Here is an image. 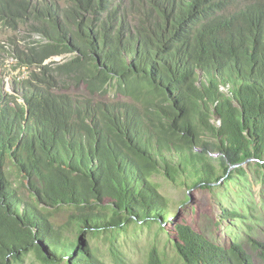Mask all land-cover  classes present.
<instances>
[{
    "label": "trees",
    "instance_id": "obj_1",
    "mask_svg": "<svg viewBox=\"0 0 264 264\" xmlns=\"http://www.w3.org/2000/svg\"><path fill=\"white\" fill-rule=\"evenodd\" d=\"M66 2L9 6L12 27L30 20L50 40L30 48V65L70 54L57 70L80 69L91 96L118 80L134 103L29 87L12 98L0 79V264H107L92 240L133 223L173 233L181 264H252L241 244L221 247L180 218L154 177L210 191L247 176V161L264 170V0ZM147 264L167 259L153 248Z\"/></svg>",
    "mask_w": 264,
    "mask_h": 264
},
{
    "label": "rangeland",
    "instance_id": "obj_2",
    "mask_svg": "<svg viewBox=\"0 0 264 264\" xmlns=\"http://www.w3.org/2000/svg\"><path fill=\"white\" fill-rule=\"evenodd\" d=\"M59 1L60 4L67 5L66 0ZM1 12L0 64L3 68H0V72L6 77L7 83L12 81L21 85L26 78L37 75L50 80L56 86L55 92L59 94L69 93L78 98H94L96 103H134L130 97L118 93V80H114L106 92L100 91L97 95L91 96L87 80L81 79L80 69L62 72L57 70V65H50L53 69L51 78L45 76L36 65L26 63L24 60L29 55L30 48L33 46L41 48V45L49 43V39L40 33L30 32V20H25L21 23L22 27L15 29L5 16L6 9ZM71 59L72 55H65L47 60L44 64L52 61L64 64ZM243 166L247 170V176L236 175V180L229 185L222 181L210 191L200 188L190 190L183 181L173 185L164 177H154V181L161 185V193L168 197L170 205L179 213L180 218L192 224L221 247L229 249L233 243L242 244L252 264H264V170L257 167L254 160L247 161ZM232 210H238L243 216L225 218V211ZM75 212L66 209L57 215V220L60 223L67 222ZM175 217L171 215L167 222H163L168 231H172L176 226L179 217L178 219ZM148 226L133 223L126 230L119 232L113 241L93 239L92 245L107 264H147L153 248H157L165 255L167 264H181L174 247V234L167 235L159 229L160 225L157 223ZM100 228L95 227V230L100 231ZM100 239H103V236ZM66 263L68 259L64 261V264ZM25 264L42 263L35 254H31L26 257Z\"/></svg>",
    "mask_w": 264,
    "mask_h": 264
},
{
    "label": "clouds",
    "instance_id": "obj_3",
    "mask_svg": "<svg viewBox=\"0 0 264 264\" xmlns=\"http://www.w3.org/2000/svg\"><path fill=\"white\" fill-rule=\"evenodd\" d=\"M2 2H3V6L0 8V13H2L1 11L2 10H5L6 9V13H7V11H8V9H9V6L13 3V2H15V0L13 1V2H6L5 0H2ZM6 16V15H5ZM17 29H19V28H17ZM40 34H42L41 32H40ZM44 36V35H43ZM45 38H46V36H44ZM46 39H48V38H46ZM44 40V39H43ZM49 42H50V40H49ZM35 44V43H34ZM36 45V44H35ZM44 45H46V44H44ZM44 45H41V46H44ZM16 55V54H15ZM67 55H70V54H67ZM57 57H65V55H63V56H57ZM73 57V56H72ZM54 58H56V57H54ZM28 56H27V58H26V60H24L26 63H28V64H30V62H28ZM48 60H52V58L51 59H48ZM47 61V60H46ZM45 61V62H46ZM44 62V63H45ZM54 62H56V61H52L51 63H49V64H42V67H44V66H50V65H55L54 64ZM59 63V62H58ZM34 65H36L37 66V68H39L40 69V71L42 72V67L41 66H39V64H34ZM0 68H3V65L2 64H0ZM44 73V75L45 76H48V77H51V78H53L52 77V74H47L46 72H43ZM52 73V72H51ZM0 79H1V83H2V85H4L5 86V90H6V92L8 93V94H10V95H12V98L14 97V96H16V94H17V92H18V89H20V91H19V94H25L26 93V88L27 87H29V88H39V89H42V90H45V91H48V92H50L51 94H54V95H58V96H71V97H73L76 101H78V102H89L90 103V100H93V102H94V104H99V103H96L95 102V99L94 98H78V97H76V96H74V95H70L69 93H67V94H59V93H57V92H55V85L50 81V80H48V79H45V78H41V77H39V76H37V75H31L30 77H28V78H26L25 80H24V82H22L21 83V85L20 84H15V83H12V81L10 82V83H7L6 82V77L4 76V74L2 73V72H0ZM9 84H10V87H9ZM9 89H11V91H9ZM12 91L14 92V93H12ZM18 98H19V96H18ZM19 102L21 103V102H24L23 100H21V99H19ZM100 103H102V102H100ZM102 104H105V105H109V104H106V103H102ZM110 104H116V103H110ZM242 245V244H241ZM243 246V245H242Z\"/></svg>",
    "mask_w": 264,
    "mask_h": 264
}]
</instances>
